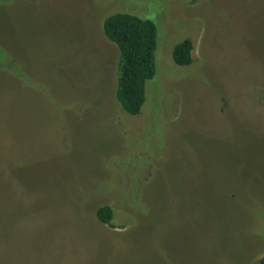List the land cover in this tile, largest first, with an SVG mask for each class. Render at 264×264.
Here are the masks:
<instances>
[{
    "label": "rangeland",
    "instance_id": "obj_1",
    "mask_svg": "<svg viewBox=\"0 0 264 264\" xmlns=\"http://www.w3.org/2000/svg\"><path fill=\"white\" fill-rule=\"evenodd\" d=\"M118 11L157 29L136 116L102 31ZM263 255L264 0H0V264Z\"/></svg>",
    "mask_w": 264,
    "mask_h": 264
},
{
    "label": "trees",
    "instance_id": "obj_2",
    "mask_svg": "<svg viewBox=\"0 0 264 264\" xmlns=\"http://www.w3.org/2000/svg\"><path fill=\"white\" fill-rule=\"evenodd\" d=\"M102 31L119 52L115 98L127 114L136 116L145 101L146 82L155 75L156 26L149 19L118 11L103 19ZM191 52L192 42L185 38L174 45L171 57L176 65L188 66ZM94 214L100 223L114 227L110 205L97 207ZM258 264H264V255Z\"/></svg>",
    "mask_w": 264,
    "mask_h": 264
}]
</instances>
